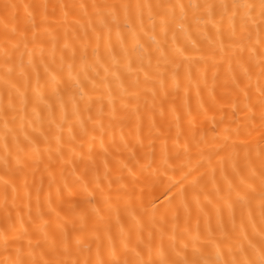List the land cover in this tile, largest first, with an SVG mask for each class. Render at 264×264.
<instances>
[{
	"label": "snow or ice",
	"instance_id": "obj_1",
	"mask_svg": "<svg viewBox=\"0 0 264 264\" xmlns=\"http://www.w3.org/2000/svg\"><path fill=\"white\" fill-rule=\"evenodd\" d=\"M0 19V74L7 91V102H0L4 176L11 172L21 178L16 183L0 177L4 187L0 264H264V0L188 4L171 0L155 4H20L3 0ZM70 25L75 26L74 34L77 27L84 29L85 36L91 30L97 41L94 52L103 40L109 61L98 54L89 61L84 45L79 57L72 48L67 61L62 54L59 65L52 67L56 64L58 32L63 28L66 37ZM113 30L119 52L112 44ZM180 36L185 43H180ZM46 42L51 44L47 60ZM69 47L66 41L64 49ZM40 67L57 93L58 119L54 105L44 101L40 90ZM65 72L68 86L61 91ZM30 73L36 78L33 92L48 108L49 134L41 132L40 137L27 131L37 122L42 128L45 119L36 106L31 109L35 119L28 118ZM216 87L224 89L232 112L227 120L221 115L207 130L205 122L215 121V117L209 118L204 109V119L197 123L200 112L194 113L189 102L193 89L199 98L204 89L211 95ZM141 103L149 119V151L142 156L129 151L122 159L123 149L117 147L110 154L104 147L105 119L111 128L113 122L123 125L135 115L137 142L144 147ZM157 108L161 117L166 113L170 116L166 128L156 127ZM83 112L88 113L86 119ZM118 112L124 115L118 117ZM97 129L103 152L102 174L93 156ZM9 135L15 143L14 151L7 143ZM157 141L161 143V161L153 167ZM123 143L127 149L128 142ZM85 144L87 159L93 165L91 187L87 180L82 182L81 199L68 204L64 215L56 212L55 227L48 231L49 221L41 210L44 173L51 188L57 182L54 169L59 166L63 176L65 165ZM142 159L146 162L141 163ZM172 160L177 163H170ZM226 161L231 164L230 172H226ZM110 163L114 166L109 167ZM216 165L223 187L216 177ZM169 171L179 173L178 178L168 176ZM33 186L35 216L31 209ZM9 188L11 208L18 207V199L27 198V220L20 211L13 218ZM65 191L69 199H74L75 192L66 179L63 189L57 185L60 205L65 203ZM97 203L103 204L106 215H99L102 209L96 207ZM121 204L134 222L136 241L130 245L133 229L125 233L121 226L118 250L112 220L114 214L116 223H121ZM50 211L55 209L50 207ZM90 212L98 217L92 225L88 223ZM144 215H148L147 224Z\"/></svg>",
	"mask_w": 264,
	"mask_h": 264
},
{
	"label": "bare ground",
	"instance_id": "obj_2",
	"mask_svg": "<svg viewBox=\"0 0 264 264\" xmlns=\"http://www.w3.org/2000/svg\"><path fill=\"white\" fill-rule=\"evenodd\" d=\"M0 2H3V0H0ZM10 2H16L20 4L24 3H44L47 2L49 4H58V3H66V4H79V3H86V4H92V3H137V2H144V3H160V2H169V0H10ZM171 2H183L185 4L188 3H196V2H204V0H171ZM215 2H220V0H215ZM230 3L231 0H228ZM59 15V13H58ZM72 17H69V20H71ZM72 26H69V31L67 33V36L65 37L63 28H61L58 32V41H57V49H56V64L52 65V67H56L59 65V58L63 54L65 56V60L71 56L72 48H75L77 57H79V54L82 50H84V45H87V55L89 58V61H92L95 59V56L98 54L103 61H109V55L108 52L105 48L104 41L101 40L99 44V49L98 52H94L93 49L96 47L97 41L95 35L91 32V30H88L87 36H85L84 29H80L77 27L76 33L74 34L72 31ZM3 30V21L0 19V32ZM171 36V33L169 34V37ZM162 37L157 36V39H161ZM146 39V38H145ZM68 42L70 47L68 49H64V44L65 42ZM170 42V39H169ZM143 43V41H142ZM180 43L183 44L185 43L184 39L182 36H180ZM112 44L114 46V49L116 52H119V42L116 38L115 35V30H113L112 34ZM51 44L50 42H46V51H45V58L46 60L48 59V51L47 49L50 48ZM63 50V52H62ZM24 62L27 64L28 61V56L25 53L24 57ZM2 63V61H0ZM36 63L39 64V55H36ZM79 61L77 60V64ZM40 90L43 93L44 96V101H47L48 103H52L54 105V110L56 112L57 119L59 118L60 115V108L56 104V95L57 93H54L53 91V86L48 83V77L43 71V67H40ZM101 74H103L101 72ZM64 76V82L60 84V89L63 91L65 87L68 86V81L66 77V72L62 74ZM223 73L221 74V83L223 82ZM36 83V78L34 74L30 73V81L28 84L27 88V101H28V110H29V119H35V117L31 114V109L33 106L37 107V111L41 113V116L44 117V125L41 128L39 125V122H37L36 125L33 127H29L27 129L28 133H30L33 137H40V133L44 132L45 134L48 133V124H47V114H48V108L46 107L45 103L39 99V97L33 92V86ZM209 84H211V73H209ZM20 86L21 90H23V79H20ZM116 85L113 83V88L115 89ZM224 89L222 87H216L214 92L210 95L208 89H204L201 92V95L199 98H197L195 94V89H193L191 98H190V107L194 113H196L198 110L200 112V115L198 116L197 123H199L200 120L204 119V109H207V116L209 118L215 117V121L212 119H208L204 127L207 130H211L214 123L218 122L220 120L221 115L225 117V120L231 115V108L228 106L227 103V98L223 95ZM213 97H215V100H213ZM0 102L6 103L7 102V91L5 88V85L3 83L2 79V74H0ZM119 105V102H117ZM202 106V107H201ZM84 105L81 104V108L83 109ZM67 112L69 115V119H71V104H68L67 106ZM107 112V108H106ZM141 114L145 113V109L143 106V103H141V108H140ZM183 113V109H181V115ZM124 115L123 112H118L117 116ZM83 116L86 119L88 116L87 112H83ZM170 119V116L166 113L164 117L160 116L159 109L157 108L154 120L156 123L157 128H161V125H164L166 128L167 121ZM106 131L103 134V140H104V147L108 149V152L114 153L115 148L119 147L123 149V156L121 157L126 158L129 155V151H134L137 153L138 156H142L145 152L149 151L148 147V137L146 135L147 129L149 126V119L148 115L144 114L143 115V127H144V133L145 135L142 137L143 140V145L144 147H141L140 144L137 142L136 138V125L138 123L137 117L135 115H131L129 119L121 125L119 122H113V126L111 128H108V119H105L104 121ZM67 126H65L66 128ZM220 127H223L221 124ZM36 129H39L38 131ZM216 130H219L218 128ZM77 131H78V126H77ZM174 129H173V134H174ZM96 139L94 142V152L93 156L96 160V164L99 167V171L101 174L103 173V163L101 162L100 157L103 155L101 146H100V132L99 129H97L96 133ZM209 135H211V131H209ZM123 136V140L121 137ZM123 141L128 142V148L124 149V143ZM7 143L9 144V147L11 150L14 151L15 149V143L13 141V138L11 135H9ZM183 143V137L181 138V144ZM4 144L5 140L3 138V119L0 118V177L10 179V180H15L16 183L20 182V177L19 176H14L13 173L9 172L8 176H4V157H5V151H4ZM169 147L171 151H175V149L171 148V141H169ZM77 153L76 155H73L71 160L72 162L65 165L64 167V173L63 176L60 174V169L59 166H57L54 169V175L56 177V183H53L51 185V188H49V176L47 173H44V179H43V191L41 192V210L45 213L44 219L49 221V229L48 231H51L56 224L57 217H56V212H60L61 215H64L65 212L67 211V205L70 203L75 202L76 200L81 199L83 196V192L81 190V184L84 180H87L90 184L91 187V180H92V162L87 159L88 157V147L85 144L83 147L77 148ZM155 161L156 163L153 165V167H156L160 164L161 161V143L160 141L156 142V147H155ZM109 161L112 160V156H108ZM215 161V158H214ZM146 162L145 160H141V163ZM170 163H177V161L172 160ZM114 165L112 163L109 164V167H113ZM217 167V172H216V177L219 182V186L223 187V180L220 177V171H219V165H216ZM73 169L75 171L73 172ZM225 169L226 172L231 171V164L230 162H225ZM168 176H174L178 178L179 173H173L171 171L168 172ZM77 177H80L81 179H77ZM37 184L40 183V173H37ZM67 180L69 186L73 189L75 192V197L74 199H69L67 196V192L65 191L64 198H65V203L63 205H60L59 200L57 198V185L63 189V183L64 180ZM29 180L31 181V176L29 177ZM115 187V186H114ZM211 184L208 185L209 190H211ZM3 192H4V187L2 181H0V222L3 221V213H4V204H3ZM20 195L23 197V189H21ZM97 202L100 201V194L97 192L95 193ZM190 195V194H189ZM36 190L35 186L32 187L31 189V209H32V214L35 216V210H36ZM161 201L164 199L163 197L160 198ZM27 198L23 199H18L16 201V204L18 205L17 208H11V189L9 188V207L12 212L13 218H15V214L17 211H20L24 215V219L27 220V214H28V208L25 207L24 205L27 203ZM159 202H157L158 204ZM50 207L52 209H55V211H50ZM96 207L102 209V211L99 213V215H106V213L103 211V204L102 203H97ZM151 206H149L150 208ZM120 215L122 217L121 223L117 224L114 218L113 214V220H112V233L116 237V242L118 246V250L120 247V242H119V230L121 226H123L125 233L129 231V229H133L131 233V240L129 241L130 245H134L136 241V233L133 228V221L131 217H129L123 208V205L121 204L120 208ZM137 218H141L139 215ZM224 218L225 220L228 219V213L227 210H225L224 213ZM240 218V209L239 207L236 209V219L237 222H239ZM143 221L145 224H147L148 220V215L143 216ZM98 217L96 213L90 212L89 216V225L97 223ZM39 222V221H37ZM195 223V209L193 210V224ZM215 223V216L213 215V224ZM201 228H204L203 221L201 222ZM101 234H103V226H101ZM145 238L147 237V231L144 233ZM106 243V241H105ZM167 243V241H166ZM123 258V257H121Z\"/></svg>",
	"mask_w": 264,
	"mask_h": 264
}]
</instances>
